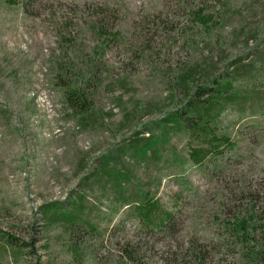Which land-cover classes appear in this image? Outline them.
<instances>
[{"label": "rangeland", "instance_id": "rangeland-1", "mask_svg": "<svg viewBox=\"0 0 264 264\" xmlns=\"http://www.w3.org/2000/svg\"><path fill=\"white\" fill-rule=\"evenodd\" d=\"M222 74L237 92L218 124L234 150L194 167L173 132L155 157L119 151L182 106L179 76L195 89ZM75 80L90 117L66 105ZM114 168L128 177L119 190ZM138 192L173 212L168 228L126 206ZM250 201L264 214V0H0V231L17 239L0 236V264H197L194 252L264 264L228 231ZM81 202L68 227L56 208ZM253 240L264 256V233Z\"/></svg>", "mask_w": 264, "mask_h": 264}, {"label": "trees", "instance_id": "trees-1", "mask_svg": "<svg viewBox=\"0 0 264 264\" xmlns=\"http://www.w3.org/2000/svg\"><path fill=\"white\" fill-rule=\"evenodd\" d=\"M7 4L14 5L18 0H5ZM24 1V0H21ZM196 17L200 19V12ZM201 27L204 30L208 29V22L205 19H200ZM62 78L64 80L68 68H61ZM191 71L187 73L190 75ZM94 74V71H91ZM185 76H179L180 81L176 84L182 86L186 96L181 107L175 108L163 116L160 121L152 124L159 126L157 135H149V124L143 126L142 134L148 135L146 138L134 139L130 144L124 145L119 151L130 152L138 160H146L152 153L153 157L157 154V147L166 144L170 140V135L173 132H179L190 138L189 155L186 162H190L194 167H205L211 162L219 161L227 150H234L237 143L233 141L227 134L222 133L219 128V119L223 110L227 107L230 100L236 97L237 92L233 87V78L227 79L223 74L211 80L210 86H196L195 89L189 87ZM64 96L67 107L73 114H88L90 117V101L87 98L84 87L75 80V82L66 83L64 86ZM188 87V89H185ZM151 125V124H150ZM145 131V132H144ZM112 156L106 159L105 164L108 165ZM108 181L113 182V187L117 190L121 187L122 178L127 175L120 173L115 168L111 172H107ZM128 178V177H127ZM133 199V213L139 218L142 224L155 231H161L168 228L173 212L165 210L160 206L159 202L147 192H138L130 197V200H125L126 206H129ZM246 214H240L231 224H228V231L232 236L242 242L245 247L243 257L250 261H258L263 259L261 246L254 242L253 235L258 231L264 233V214L259 211L254 202H249ZM75 212L61 211L56 208L57 215L67 223L68 227L78 224L81 221L80 212L82 211V202L77 206L74 204ZM87 225H89L87 223ZM90 229H93L89 226ZM0 236L6 238V244L14 245L17 242L12 235L0 231ZM5 247V246H4ZM197 264H203L205 257L199 253L192 254Z\"/></svg>", "mask_w": 264, "mask_h": 264}]
</instances>
